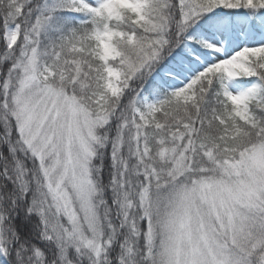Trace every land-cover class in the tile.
<instances>
[{
    "label": "snow or ice",
    "instance_id": "1",
    "mask_svg": "<svg viewBox=\"0 0 264 264\" xmlns=\"http://www.w3.org/2000/svg\"><path fill=\"white\" fill-rule=\"evenodd\" d=\"M0 264H264V0H0Z\"/></svg>",
    "mask_w": 264,
    "mask_h": 264
}]
</instances>
